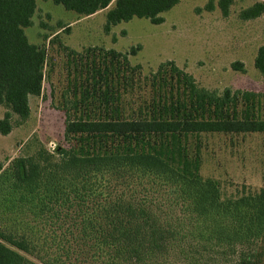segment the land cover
<instances>
[{"label": "trees", "instance_id": "trees-1", "mask_svg": "<svg viewBox=\"0 0 264 264\" xmlns=\"http://www.w3.org/2000/svg\"><path fill=\"white\" fill-rule=\"evenodd\" d=\"M42 1L80 18L105 11V33L133 18L160 25L180 2ZM36 2L0 0L1 136L13 117L29 119V100L42 93L47 53L24 34ZM233 3L217 1L224 18ZM262 15L256 2L238 17ZM65 50L63 145L49 152L29 141L0 163V264H264V188L223 198L201 176L202 136H264V95L204 89L171 61L143 77L129 63L138 48ZM254 68L264 78V45Z\"/></svg>", "mask_w": 264, "mask_h": 264}, {"label": "rangeland", "instance_id": "rangeland-1", "mask_svg": "<svg viewBox=\"0 0 264 264\" xmlns=\"http://www.w3.org/2000/svg\"><path fill=\"white\" fill-rule=\"evenodd\" d=\"M217 1L180 0L161 15L160 25L133 18L105 33V11L80 18L51 1L37 0L32 26L24 34L30 44L44 46L47 53L42 93L30 98L29 119L19 123L13 117L12 131L0 135V163L6 165L20 156L29 141H39L49 152L63 145L64 115L56 105L62 91H68L72 72L65 49L82 53L104 48L125 54L138 48L129 63L139 65L143 77L171 61L204 89L264 95V78L254 68L257 49L264 45V15L247 22L238 17L242 9L264 0H234L226 18ZM209 3L214 6L210 12L206 10ZM44 36L49 37L45 43ZM233 63H241L245 72L233 71ZM5 112L0 106V120ZM201 143V176L216 181L223 198L255 194L264 188V136L207 135Z\"/></svg>", "mask_w": 264, "mask_h": 264}, {"label": "crops", "instance_id": "crops-1", "mask_svg": "<svg viewBox=\"0 0 264 264\" xmlns=\"http://www.w3.org/2000/svg\"><path fill=\"white\" fill-rule=\"evenodd\" d=\"M92 17V16H91Z\"/></svg>", "mask_w": 264, "mask_h": 264}]
</instances>
